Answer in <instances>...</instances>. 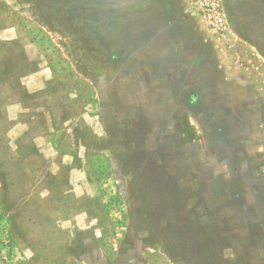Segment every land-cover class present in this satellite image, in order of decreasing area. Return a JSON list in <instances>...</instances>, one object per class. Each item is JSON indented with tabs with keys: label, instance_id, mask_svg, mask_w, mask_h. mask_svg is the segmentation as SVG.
Here are the masks:
<instances>
[{
	"label": "rangeland",
	"instance_id": "1",
	"mask_svg": "<svg viewBox=\"0 0 264 264\" xmlns=\"http://www.w3.org/2000/svg\"><path fill=\"white\" fill-rule=\"evenodd\" d=\"M174 1L0 0V264H264V193L198 181L264 124V0L229 40Z\"/></svg>",
	"mask_w": 264,
	"mask_h": 264
},
{
	"label": "crops",
	"instance_id": "2",
	"mask_svg": "<svg viewBox=\"0 0 264 264\" xmlns=\"http://www.w3.org/2000/svg\"><path fill=\"white\" fill-rule=\"evenodd\" d=\"M158 1L163 4L162 6L164 9L162 11L165 13L164 16H166V14H170L171 18L167 19L168 24L164 25L163 28L158 27L156 29L157 36L159 37V34L171 28V26L176 25V23H178V26L182 28L180 18L184 16V12L179 11L177 13L172 11L175 1ZM228 15L230 17L229 12ZM185 17L186 16H184V18ZM157 36L156 38H158ZM249 115L250 116L247 117L249 119L246 120L245 118L242 122L238 120V118H234L232 123L234 125L233 129H236L235 132L220 131L217 133L213 143L215 142L216 145L219 144V149L225 151L228 156H225L223 159H218L215 163L210 155L205 154L206 151L200 152V159L201 161H204L205 164H203L200 169V177L198 181L200 182L201 189L210 186L213 183L219 184L221 185V189L219 188L221 192L226 194L232 192V183L236 177L252 181V184L249 183V185H251L252 192V205H250V207L256 208L257 200L259 198L261 199L262 193H264V179H262L264 178V168L263 170H258V165L264 162V124L263 122L257 121L256 111L254 114L250 112ZM252 115H256L254 120H251V117H253ZM242 129L244 130L243 133ZM199 134L201 135V138L197 141V143L192 141L189 143L190 150H197L198 148L195 145H203V143H206V140H208L204 137V133L202 131L199 132ZM233 153L239 154L242 157V161L237 170L235 167ZM211 181L212 183H210Z\"/></svg>",
	"mask_w": 264,
	"mask_h": 264
},
{
	"label": "built area",
	"instance_id": "3",
	"mask_svg": "<svg viewBox=\"0 0 264 264\" xmlns=\"http://www.w3.org/2000/svg\"><path fill=\"white\" fill-rule=\"evenodd\" d=\"M190 7L208 32L219 39L229 40L234 35L225 0H189Z\"/></svg>",
	"mask_w": 264,
	"mask_h": 264
}]
</instances>
